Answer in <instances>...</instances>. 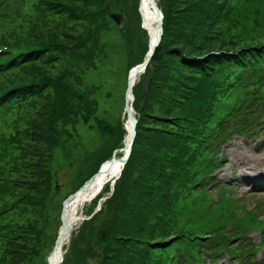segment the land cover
Listing matches in <instances>:
<instances>
[{
	"label": "trees",
	"instance_id": "trees-1",
	"mask_svg": "<svg viewBox=\"0 0 264 264\" xmlns=\"http://www.w3.org/2000/svg\"><path fill=\"white\" fill-rule=\"evenodd\" d=\"M17 3L0 0V21L24 17L26 3ZM111 5V0H38L39 21L28 19L31 25L12 33L13 42L7 41L11 34H0V44L25 49L8 62L11 56H0V264H28L40 255L51 218L45 213L52 193L51 153L63 141L58 124L70 123L79 112L88 121L95 111L96 100L71 78L83 68L96 69L97 50L104 46L100 38L114 28L131 61L122 73L126 87L129 70L145 58L146 33L131 27L137 5L123 2V27L111 19ZM159 6L164 35L152 59L151 90L139 100L144 82L134 89L138 122L132 153L105 202L110 219L91 234L101 264H207L239 247L222 230L224 219L216 226L204 220L213 207L225 216V206L197 187L214 180L215 149L244 120L259 122L264 113V69L258 65L264 56V0H159ZM122 124L114 150L123 147ZM114 150L104 147L94 155L106 154L101 165ZM17 213L25 224L12 222ZM99 214L71 242V254L80 260L88 251L77 249L78 240ZM253 215L242 229L258 221ZM205 234L211 236L207 241ZM56 236L49 237L53 244Z\"/></svg>",
	"mask_w": 264,
	"mask_h": 264
},
{
	"label": "rangeland",
	"instance_id": "rangeland-1",
	"mask_svg": "<svg viewBox=\"0 0 264 264\" xmlns=\"http://www.w3.org/2000/svg\"><path fill=\"white\" fill-rule=\"evenodd\" d=\"M126 0H111L112 13H121V9L124 10V21L126 19V12L123 7V2ZM131 6L137 5L138 0H127ZM17 4H25L26 1L17 0ZM38 0H28L24 6L22 13L24 17H21L12 21H0V34L9 35L7 41H15V35L12 33L19 32L22 28L31 24L26 23L28 19L33 21H39L41 14L38 9L34 7L37 5ZM16 4V5H17ZM137 10V8H136ZM138 13V12H137ZM30 20V21H31ZM123 21V25H124ZM123 27V26H122ZM131 27H135L137 30L143 31L140 27V17H135ZM42 30H46V27H41ZM144 32V31H143ZM116 30L110 34L104 33L100 42L104 45L99 47L97 55L95 56L96 69L86 70L85 68L78 70L76 77H72V83L81 90V92L88 94L96 103L94 104L92 116L87 121L83 117V113L79 112L77 116L72 117V121L68 124L60 122L58 128L62 133V145L53 150L51 153L52 161L50 163L52 170V193L48 199L47 213L51 218L47 224L46 234L42 236V244L40 246V255L37 256L31 263L28 264H48L49 256L53 249V239L50 240V236H56L59 228L62 224L61 211L67 198L73 195L82 184L91 177V174L100 166V162L106 154L95 156L94 154L101 151L104 147L106 151L114 150L115 143L119 137V126L122 124L123 129L126 123V111H125V92H126V79L123 76L125 70L131 61L122 45V39L116 37ZM119 34V32H117ZM23 35V34H22ZM22 37V36H21ZM121 40V41H120ZM143 41H148L146 34H143ZM99 42V43H100ZM124 43V42H123ZM84 66V65H82ZM123 73V74H122ZM123 76V77H122ZM152 77L142 76L140 84L144 80ZM138 85V84H137ZM143 85L141 86V88ZM75 106H83L82 102H74ZM94 112V113H93ZM25 127V125H23ZM107 127H110L109 129ZM261 132L255 134V137L264 135V127H261ZM252 129H250L251 131ZM8 131V129H7ZM244 133L248 134L246 131ZM264 137H258L256 140L248 139L247 136L238 137L234 135L232 141L227 145H224V155L227 159L223 168L219 169L217 174L218 178L223 182H230L234 185V190L237 191L238 196H248L245 201H233L238 207H246L249 209L260 208L264 211V194H254L249 190V186L243 181L244 176L252 171L264 170ZM117 149L114 150V152ZM223 186L218 185L214 188V197L218 194V190ZM202 189V188H200ZM26 192V190L24 191ZM23 192V193H24ZM251 192V193H250ZM251 195V196H250ZM237 196V195H236ZM7 200L14 202L8 195L4 194ZM260 201H259V200ZM107 200V199H106ZM106 200L102 199V205L100 207L98 218L94 220L91 225V229L87 230L84 239L78 240L77 249L81 251L87 250L85 257L80 260L76 254H71L70 241L77 237V233L82 229V224L85 219H91L95 214L93 204L94 202L86 203L82 212L79 215L78 224L75 226L69 240L64 243L62 256L64 259L63 264H101V249L97 246L96 238L91 235L101 226L104 222L110 219V212L105 209ZM180 201L184 204V199L180 197ZM255 202L261 205H255ZM32 211L37 208L31 207ZM103 210V211H102ZM33 213V212H31ZM241 214V211L239 212ZM88 216H87V215ZM13 223L25 224L26 220L20 213L10 216ZM260 219L264 220V214L260 216ZM21 220V222H20ZM197 225V223H193ZM40 222V226H43ZM231 227V226H230ZM227 226L226 229L230 230ZM235 236V235H233ZM247 239L252 245L256 246L261 241V235L259 233L250 234ZM248 240L242 241L237 238L232 246H240L238 251L248 249L250 242ZM73 243V242H72ZM70 246V247H69ZM69 247V248H68ZM226 260L220 261L219 264H238L237 260H230L227 256ZM257 261L264 260V250L261 249L259 253L254 256ZM245 264V263H244Z\"/></svg>",
	"mask_w": 264,
	"mask_h": 264
},
{
	"label": "water",
	"instance_id": "water-1",
	"mask_svg": "<svg viewBox=\"0 0 264 264\" xmlns=\"http://www.w3.org/2000/svg\"><path fill=\"white\" fill-rule=\"evenodd\" d=\"M152 4L155 7V10L157 12V28H158L157 39L155 41H153V43L151 45L149 56L145 59L143 64L136 67L135 71L130 76V78L128 80V88H127V92H126L127 98H133V87L135 85V82L137 81L140 72L150 63L151 58L153 57L154 52H155L158 44L160 43L161 37L163 35V15H162V12L154 0H152ZM112 18L116 21L117 24L120 25L122 22L123 16L119 15V14H113ZM151 69L153 71L155 69V66L151 65ZM152 80H153V78L150 77L145 81L146 88L143 89V91H142V94L144 96L148 95L149 90L151 88ZM141 106L143 107L144 104H141ZM125 110L127 112V121H126V125H125L126 131H127L126 146H127L128 152L130 153V151L132 149L133 142L135 140V136H136L137 120L135 119V116L133 114V107L126 104ZM126 161H127V157L121 158L118 160L115 156H113L112 160L109 162V167H111L113 165L112 166V168H113L117 162H126ZM109 169H111V168H109ZM103 172H104V170L100 171V173L104 174L105 172L104 173ZM100 173L98 175H100ZM96 179H94V180L96 181ZM94 180L87 182L74 198L73 197L70 198L71 202L70 201L67 202L66 206L64 207L63 214H62V221H63L64 228H63V231L61 232V234L59 235L58 242H57V248L61 245L62 241L64 240V238L67 236V234L69 232V223L66 220V213H67L68 209H70L71 203L73 201H76V202L83 201L85 199V196L87 195V192L93 187V183L95 182ZM92 181H94V182H92ZM49 264H52V261H50Z\"/></svg>",
	"mask_w": 264,
	"mask_h": 264
},
{
	"label": "bare ground",
	"instance_id": "bare-ground-1",
	"mask_svg": "<svg viewBox=\"0 0 264 264\" xmlns=\"http://www.w3.org/2000/svg\"><path fill=\"white\" fill-rule=\"evenodd\" d=\"M142 14L144 18V26L146 27L147 32H149V35L151 37L150 44L152 45L153 41L157 39V35H158L156 10L152 4V0H143ZM129 104H130V101H129ZM123 151L125 152L126 150H123ZM123 155H125V153H123ZM107 166L108 165H105L104 168H107ZM112 166L106 169V174L96 179V181L93 183V187L90 189L92 190L94 188V190L92 191L89 190L90 192L86 196H89V195L92 196L93 193H96V189H99L100 187H102L107 182L108 178H110L111 175L116 174L119 171V168H121L122 165L120 162H117L114 169L112 168ZM109 168H112V169H109ZM84 205L85 203L82 204L76 201H73L71 203L70 209H68L66 213L67 222L70 224L71 230H74L75 226L78 224L79 215L82 212V208ZM61 251L62 249H60L56 253V258L59 257V254Z\"/></svg>",
	"mask_w": 264,
	"mask_h": 264
}]
</instances>
